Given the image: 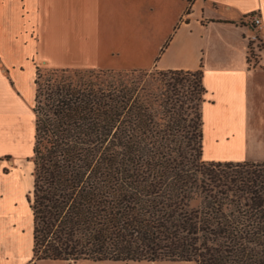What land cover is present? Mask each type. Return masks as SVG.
Returning a JSON list of instances; mask_svg holds the SVG:
<instances>
[{
  "label": "trees",
  "instance_id": "trees-1",
  "mask_svg": "<svg viewBox=\"0 0 264 264\" xmlns=\"http://www.w3.org/2000/svg\"><path fill=\"white\" fill-rule=\"evenodd\" d=\"M36 71L33 263L264 264V162L204 161L202 70Z\"/></svg>",
  "mask_w": 264,
  "mask_h": 264
},
{
  "label": "crops",
  "instance_id": "crops-1",
  "mask_svg": "<svg viewBox=\"0 0 264 264\" xmlns=\"http://www.w3.org/2000/svg\"><path fill=\"white\" fill-rule=\"evenodd\" d=\"M254 16L260 18L258 27ZM131 44L146 64L101 63V57L121 54ZM35 63L58 69L202 70L203 127L207 118L219 153L208 161L264 162L258 158L264 150V0H193L191 5L187 0H0V138L6 132L1 139L11 145L21 141L26 123L34 127V93L23 84L27 69L34 77ZM256 114L259 127L251 122ZM12 154L5 151L0 158L14 162ZM24 181V175H0V264H124L33 263L32 229L29 245L18 207L22 199L15 198Z\"/></svg>",
  "mask_w": 264,
  "mask_h": 264
},
{
  "label": "rangeland",
  "instance_id": "rangeland-1",
  "mask_svg": "<svg viewBox=\"0 0 264 264\" xmlns=\"http://www.w3.org/2000/svg\"><path fill=\"white\" fill-rule=\"evenodd\" d=\"M144 36H147V34H143ZM135 46L133 44L129 45V47L124 46L123 47V51L121 54H115V55H111L108 56L106 59H102L101 57V63L107 66H111L114 64H122L125 68H131V66L134 65H142V64H146L147 61L145 60H141L138 59V57L135 56ZM138 50V48H137ZM54 69L51 67H47L44 65H40L39 63H35V68H34V77H33V70L32 68L27 69V73L24 79V91L28 92L29 94L34 93L35 92V85H34V81L37 78V74H39L40 72L36 71V69ZM111 68H117V67H108V70H111ZM89 70H106V69H89ZM133 70H138V69H133ZM144 71V70H142ZM153 71V70H151ZM34 105V94H33V101H32V107ZM31 110H30V117L31 115ZM260 115L256 114L255 116H252V124L254 125V127H259L260 126ZM32 123H30V125L27 123L25 124L24 128V132H23V137L21 138L20 142H16V144L11 145L7 140L6 141H2L5 140V136L6 132L2 133L1 138H0V153H3L5 151H11L14 152V154H12L14 157L13 159L15 160L14 162H11L12 160L9 157H1L0 161H5L2 166V164L0 163V175H24L25 177V181H24V188L21 189V187L19 186V188L17 189V192L15 193V198L16 199H22L19 202V210L21 211V216L20 219L23 221L25 228H27V230L25 231V237L24 240L26 239L28 241V244L31 245V237H30V229L33 230V222H32V211H30V207L29 204L24 198L21 196V194H23V191L27 193L25 194V196H27L29 194V192L32 190V186H33V178H32V172H33V163L30 160L31 157V153H32V147H33V143H34V127L31 125ZM204 151H205V156L204 157V161L209 162L208 160L210 159V157L215 158L217 156H219L218 152H215L213 150V131H212V127L211 124L209 122V120L206 118V121H204ZM10 133L8 132V135ZM261 143L264 144V137H261ZM227 150L231 151L235 150L233 148L228 147ZM234 154H236V152H233ZM238 155V154H237ZM239 156V155H238ZM242 156V155H240ZM259 159H264V150H262V153L260 152L258 155ZM261 159V160H262ZM30 212H31V216H30ZM31 230V231H32ZM29 232V233H28ZM142 264H152L151 262H141ZM155 264H190V263H174V262H154ZM124 264H138V263H133V262H128V263H124ZM140 264V263H139Z\"/></svg>",
  "mask_w": 264,
  "mask_h": 264
},
{
  "label": "built area",
  "instance_id": "built-area-1",
  "mask_svg": "<svg viewBox=\"0 0 264 264\" xmlns=\"http://www.w3.org/2000/svg\"><path fill=\"white\" fill-rule=\"evenodd\" d=\"M251 21H252L253 25H255L256 27L260 26L261 21H260V18L258 16L252 17Z\"/></svg>",
  "mask_w": 264,
  "mask_h": 264
}]
</instances>
